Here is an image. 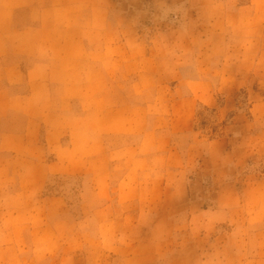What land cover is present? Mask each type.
Segmentation results:
<instances>
[{
  "label": "rangeland",
  "instance_id": "rangeland-1",
  "mask_svg": "<svg viewBox=\"0 0 264 264\" xmlns=\"http://www.w3.org/2000/svg\"><path fill=\"white\" fill-rule=\"evenodd\" d=\"M109 7L107 0H0V33L8 35L2 48L6 54L0 58V87L9 89L0 92V264H71L67 255H57L65 237L49 218L59 211L61 201L40 198L47 176L38 166L55 150L62 169L91 174L97 193L110 199V167L121 159L122 145L139 142L137 133L151 126L144 107L166 83L160 72L161 50L179 59L194 49L207 54L218 43L200 25L178 31L171 40L161 37L149 47L113 27ZM219 11L210 7L208 18L214 21ZM59 38L79 39L82 44L72 50L61 46L66 56L57 58ZM34 50L54 57L39 60L27 54ZM250 87L260 90L252 75L241 76L229 92L235 95ZM32 89L29 99L18 98ZM222 107L225 118L213 133L227 151V102ZM29 118L35 126L29 125ZM47 128H52L49 139ZM108 154L115 157L111 163ZM229 159L237 169L251 173L240 177L244 197L228 210L216 205L194 212L179 245L175 237L169 238L162 221L157 244L133 245L129 264H264V145L250 138L244 150ZM117 179L112 177V182ZM116 199L123 201L125 193L117 191ZM139 218L146 220L147 212ZM123 219L137 222L127 210Z\"/></svg>",
  "mask_w": 264,
  "mask_h": 264
},
{
  "label": "clouds",
  "instance_id": "clouds-1",
  "mask_svg": "<svg viewBox=\"0 0 264 264\" xmlns=\"http://www.w3.org/2000/svg\"><path fill=\"white\" fill-rule=\"evenodd\" d=\"M107 2L109 23L149 47L161 37L171 40L178 31L200 25L218 43L207 54L194 49L179 59L161 50L160 72L166 83L144 107L151 126L137 133L139 142L124 143L121 159L110 167V199L97 193L96 181L87 172H48L39 195L61 201L49 218L65 237L57 255H67L71 264H129L133 245L157 244L162 221L179 245L194 212L216 205L228 210L244 197L240 177L251 173L237 169L229 157L243 151L250 138L264 145V0ZM210 7L220 10L214 21L207 16ZM247 75L260 90L250 87L230 95L231 85ZM225 102L231 136L227 151L213 133L225 118ZM54 152L50 164L57 162ZM108 160L115 157L108 154ZM112 177H118L115 183ZM117 191L125 193L123 201L116 199ZM125 210L136 223L125 222ZM144 212L147 219L141 220Z\"/></svg>",
  "mask_w": 264,
  "mask_h": 264
},
{
  "label": "crops",
  "instance_id": "crops-1",
  "mask_svg": "<svg viewBox=\"0 0 264 264\" xmlns=\"http://www.w3.org/2000/svg\"><path fill=\"white\" fill-rule=\"evenodd\" d=\"M54 9V8H53ZM38 27V26H37ZM7 36L8 35H3V34H1L0 33V58L2 57V55L3 54H6V52H2V48H5V45H6V42H7ZM82 44L81 43V40H76L75 38H69V39H57L56 41H55V44H57L56 46L59 48V46L58 45H60V51H59V53L57 54V55H55L57 58H64L66 55H62V51H61V46H62V48H64L65 50H72L74 47H75V45H77V44ZM37 49V48H36ZM39 52V53H38ZM46 52V53H45ZM44 52V54L43 53H40V51H38V50H34V51H30V52H28L27 54H29V56L31 55V56H33V57H35L36 59H39V60H43V59H45V58H53L54 57V54H52V55H49V53L47 52V51H45ZM64 53H66L65 51H63ZM31 73V70H28V72H27V74L29 75ZM40 88V87H39ZM0 92H3V93H7V92H9V89L8 88H6L5 86L4 87H0ZM35 93V91H34V89H32V90H30L26 95H24V96H18V98H21V100H23V99H29L31 96H33V94ZM23 97V98H22ZM8 99H9V96H8ZM28 121H29V125L31 124V125H33L34 124V122L35 121H33V119H31V118H29L28 119ZM36 124H37V122H36ZM34 126H35V124H34ZM34 130V129H33ZM30 130L29 129H27L26 130V133L27 132H29ZM35 131V130H34ZM51 131H52V128H47L46 129V133H47V138L49 139V137H48V134L49 133H51ZM59 130H54V132H58ZM61 132V131H60ZM3 139H4V137H2ZM2 139V142L4 141ZM8 139V138H7ZM48 143H49V146H51L52 145V142H50V141H48ZM59 143H60V138H59V135H58V144H56V145H54V147L56 148V152H57V150H58V148H59ZM58 153V152H57ZM56 157H59V155H57ZM57 162L55 163V164H50L49 162H47L46 164H40L39 166H38V170H41V168H45V170H46V173H45V175L47 176V174H48V172H51V171H54V172H56V173H60V174H70V173H74V170H70L69 168H66V169H62V166L63 165H59V163H60V158H58L57 160H56ZM85 166H86V163H85ZM78 172V171H77ZM44 178L45 177H43L42 176V180H43V182L41 183L42 185L44 184ZM44 187V186H43ZM53 200H58V199H56V198H52Z\"/></svg>",
  "mask_w": 264,
  "mask_h": 264
}]
</instances>
